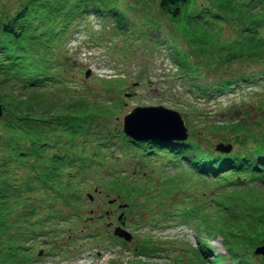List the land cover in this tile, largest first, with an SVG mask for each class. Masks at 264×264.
<instances>
[{
	"label": "trees",
	"instance_id": "trees-1",
	"mask_svg": "<svg viewBox=\"0 0 264 264\" xmlns=\"http://www.w3.org/2000/svg\"><path fill=\"white\" fill-rule=\"evenodd\" d=\"M46 4L47 0H28L11 18L0 21V264H34L35 244L50 233L41 229L54 220H71L64 213L81 209L78 187L82 190L86 182L97 181L96 187L102 185L127 201L136 199V190L129 186L132 181L126 184L124 175L107 179L99 172L106 167L111 144L125 137L119 131L112 133L111 116L119 105L93 100L90 90L82 85L77 89L60 76L66 64L72 69L77 65L71 66V59L59 50L67 37L59 40L56 32L51 33L54 43L41 40L47 31L39 33L33 25L42 21ZM156 6L169 20L174 37L166 43L173 51L170 56L198 99L239 84L264 82V0H157ZM151 47L146 50L155 51L159 42ZM209 73L219 77L211 80ZM121 85L108 82L103 92ZM38 88L45 91L39 93ZM19 91L24 93L18 95ZM256 107L257 119L264 125V101ZM193 112L206 123L198 137L191 129L183 143L144 144L150 146L147 155L175 158L195 172L197 180L210 186L208 196L182 215L177 209L167 214L130 203L135 210H129V219L142 223L145 217L151 226L179 224L209 239L220 237L233 264H253V251L264 240V197L255 190L264 186V126L253 132L250 115L207 122L209 115L197 107ZM218 143L231 145L230 152L215 151ZM22 168L26 174L17 175L15 170ZM91 172L96 177L83 178ZM140 238L150 246H142L141 254L155 256L159 244L146 234ZM199 244L203 253L204 247L209 249L205 242ZM180 260L174 264H184Z\"/></svg>",
	"mask_w": 264,
	"mask_h": 264
},
{
	"label": "rangeland",
	"instance_id": "rangeland-1",
	"mask_svg": "<svg viewBox=\"0 0 264 264\" xmlns=\"http://www.w3.org/2000/svg\"><path fill=\"white\" fill-rule=\"evenodd\" d=\"M26 1L0 0V21L11 18ZM156 3L157 0H47L42 21H35L33 25L39 33L47 31L41 40L54 43L51 33L56 32L60 34L59 40L67 37L59 50L62 56L66 53L71 59V66L77 67L72 69L66 64V69L59 70L61 77L75 83L71 86L78 85L77 89L82 85L85 91L90 90L93 100L119 105L111 116L112 133L121 132L123 118L136 107L159 105L178 112L188 133L193 129L197 137L206 123L194 114L196 107L209 115L207 122H228L250 115L252 131H261L264 125L257 119L260 112L256 104L264 101V82L241 86L228 93L217 92L205 100L198 99L194 87L186 78H180L175 59L170 56L173 51L166 43L174 37L168 30L169 20L159 14ZM32 8L38 9L35 3ZM158 42L160 47L155 51L146 50L147 45L152 48ZM87 71H90L88 77L85 76ZM216 77L219 75H209L211 80ZM114 81H120L121 87L104 93L106 83ZM37 90L39 93L45 91L43 88ZM20 93L24 91H19L18 95ZM197 101L199 104L195 103ZM138 145L141 146L129 143L123 136L116 139L105 154L106 167L99 169L107 179L119 173L124 175L126 184L132 181L129 186L136 190V199L127 201L102 185L96 187L97 181L83 184V189L87 188L85 192L78 187L81 209L64 213L71 220L60 223L54 220L41 229L47 228L46 232L50 233L45 238L41 236L35 244L39 256L34 264H174L176 259L184 264H233L234 258L220 237L209 239L179 224L151 226L146 223L147 219L144 221L145 217L142 223L129 219V210H135L130 203L149 205L167 214L177 209V214L182 215L188 207L205 199L210 189L202 179L197 180L199 176L195 172L183 168L175 158L147 155L151 152L150 146ZM24 171L22 168L15 173L25 175ZM91 176L96 177L93 172L83 174L88 180ZM259 186L261 188L255 190H261L259 193L264 197V186ZM112 200L116 202L108 204ZM119 205H126V210L122 212ZM75 215H80L81 219L76 221ZM121 224L132 236L128 243L114 239V227H121ZM141 234H146L150 240L154 238L159 244L155 256L141 254L142 246L150 247L137 240ZM201 241L209 245V249L204 247L205 253L199 247ZM238 256L244 258L241 253ZM216 258L220 262L214 263ZM261 259L264 261L261 256L253 257V264H260Z\"/></svg>",
	"mask_w": 264,
	"mask_h": 264
},
{
	"label": "water",
	"instance_id": "water-1",
	"mask_svg": "<svg viewBox=\"0 0 264 264\" xmlns=\"http://www.w3.org/2000/svg\"><path fill=\"white\" fill-rule=\"evenodd\" d=\"M89 74L90 71H87L85 76L88 77ZM123 133L135 142L156 140L184 142L188 138L181 115L161 106L133 109L123 118ZM230 149V146H216V150L220 152H229ZM114 235L126 242L132 239L131 234L121 228H116ZM254 254L262 255L264 259V240L263 244L255 249Z\"/></svg>",
	"mask_w": 264,
	"mask_h": 264
}]
</instances>
